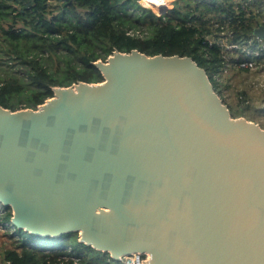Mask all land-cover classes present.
I'll return each mask as SVG.
<instances>
[{
	"label": "water",
	"instance_id": "95a60500",
	"mask_svg": "<svg viewBox=\"0 0 264 264\" xmlns=\"http://www.w3.org/2000/svg\"><path fill=\"white\" fill-rule=\"evenodd\" d=\"M94 65L101 82L54 87L36 109L0 105L13 225L78 232L114 261L264 264V129L233 117L188 56L115 50Z\"/></svg>",
	"mask_w": 264,
	"mask_h": 264
},
{
	"label": "trees",
	"instance_id": "16d2710c",
	"mask_svg": "<svg viewBox=\"0 0 264 264\" xmlns=\"http://www.w3.org/2000/svg\"><path fill=\"white\" fill-rule=\"evenodd\" d=\"M260 26L263 0H174L159 15L138 0H0V105L36 109L54 87L101 82L94 62L115 50L188 56L221 98L217 78L227 64H264ZM11 218L0 203V226L11 239L0 247V264H123L80 242L78 232L43 237Z\"/></svg>",
	"mask_w": 264,
	"mask_h": 264
},
{
	"label": "rangeland",
	"instance_id": "374dc122",
	"mask_svg": "<svg viewBox=\"0 0 264 264\" xmlns=\"http://www.w3.org/2000/svg\"><path fill=\"white\" fill-rule=\"evenodd\" d=\"M173 1L165 0L164 6L145 2L143 4L159 15L164 10L170 9ZM262 40L263 38L258 39V45L262 43ZM228 48L230 49V46ZM262 48H264V43ZM252 61L251 67L246 70L241 69L237 64H227L226 69L218 75L217 79L220 84L221 98L230 111L236 117H243L255 122L264 129V64L253 66ZM10 241L11 239L5 234L4 228L0 226V247L9 245ZM132 257H122L121 262L126 264ZM143 258L140 257V259Z\"/></svg>",
	"mask_w": 264,
	"mask_h": 264
},
{
	"label": "built area",
	"instance_id": "2783aa9c",
	"mask_svg": "<svg viewBox=\"0 0 264 264\" xmlns=\"http://www.w3.org/2000/svg\"><path fill=\"white\" fill-rule=\"evenodd\" d=\"M261 38H263V37L259 36V39H261ZM249 53H253L254 55H260V52L258 50L253 51V52L249 51ZM251 61L252 60H241L237 63V65H238V67L245 69V68L251 67V65H252ZM252 62H253V66H255L254 61H252ZM131 256H133V257H132V259L128 260L129 264H143V261L149 259V256L147 254H133ZM140 257H144V258L140 259Z\"/></svg>",
	"mask_w": 264,
	"mask_h": 264
},
{
	"label": "bare ground",
	"instance_id": "6f19581e",
	"mask_svg": "<svg viewBox=\"0 0 264 264\" xmlns=\"http://www.w3.org/2000/svg\"><path fill=\"white\" fill-rule=\"evenodd\" d=\"M145 3L151 4V5H165V0H144Z\"/></svg>",
	"mask_w": 264,
	"mask_h": 264
}]
</instances>
